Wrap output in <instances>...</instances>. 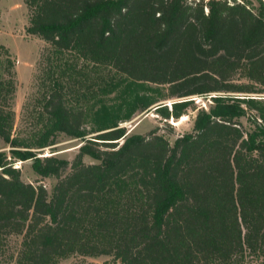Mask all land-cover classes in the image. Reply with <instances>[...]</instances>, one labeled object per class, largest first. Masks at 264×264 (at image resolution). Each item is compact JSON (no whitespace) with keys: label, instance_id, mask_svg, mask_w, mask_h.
<instances>
[{"label":"trees","instance_id":"trees-1","mask_svg":"<svg viewBox=\"0 0 264 264\" xmlns=\"http://www.w3.org/2000/svg\"><path fill=\"white\" fill-rule=\"evenodd\" d=\"M25 1L27 32L57 50L168 85L169 97L212 95L214 104L171 144L158 129L128 134L107 114L89 132L92 113L55 90L42 129L23 139L12 136L13 82L0 83V138L14 158L58 179L49 196L0 152V253L6 238L22 235L18 264L71 254L117 264L264 260V0ZM191 101L165 117L180 118ZM58 132L97 134L70 164L34 151Z\"/></svg>","mask_w":264,"mask_h":264},{"label":"rangeland","instance_id":"rangeland-1","mask_svg":"<svg viewBox=\"0 0 264 264\" xmlns=\"http://www.w3.org/2000/svg\"><path fill=\"white\" fill-rule=\"evenodd\" d=\"M252 1L258 5L257 0ZM31 14L25 0H0V83L13 82L8 101L14 113V137L30 139L42 129L47 117L44 105L55 90L61 91L73 107L92 113V119L85 125L89 132L98 126L96 120L107 114L117 120L120 127H125L128 134L148 135L158 129L171 144L179 136L194 130L200 109L208 110L214 104L212 95L169 97L168 85L132 81L116 73L110 65L84 59L74 51H59L43 38L27 32ZM190 100L180 118L165 117L167 110H173L174 103ZM243 120L246 122V118ZM96 134L75 138L58 132L54 144L34 151L42 158L55 155L71 164L80 146ZM11 149L0 138V152L6 153L13 161V167L21 170V179L36 186L43 185L51 196L58 179L42 177L34 170L32 159L14 158ZM83 160L85 163L100 162L90 155L84 156ZM69 171L70 168L67 173ZM4 241L0 264H18L16 260L23 236L12 235ZM54 264H117V261L111 255L71 254L56 258ZM246 264H264V260H247Z\"/></svg>","mask_w":264,"mask_h":264},{"label":"bare ground","instance_id":"bare-ground-1","mask_svg":"<svg viewBox=\"0 0 264 264\" xmlns=\"http://www.w3.org/2000/svg\"><path fill=\"white\" fill-rule=\"evenodd\" d=\"M185 119H186V117H185ZM175 123H177V122H175Z\"/></svg>","mask_w":264,"mask_h":264}]
</instances>
